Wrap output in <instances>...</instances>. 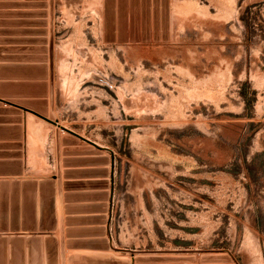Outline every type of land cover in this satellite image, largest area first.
<instances>
[{"label":"rangeland","instance_id":"1","mask_svg":"<svg viewBox=\"0 0 264 264\" xmlns=\"http://www.w3.org/2000/svg\"><path fill=\"white\" fill-rule=\"evenodd\" d=\"M0 264H264V0H0Z\"/></svg>","mask_w":264,"mask_h":264},{"label":"water","instance_id":"2","mask_svg":"<svg viewBox=\"0 0 264 264\" xmlns=\"http://www.w3.org/2000/svg\"><path fill=\"white\" fill-rule=\"evenodd\" d=\"M54 124H56V125H59V122L58 121H56V122H53Z\"/></svg>","mask_w":264,"mask_h":264},{"label":"crops","instance_id":"3","mask_svg":"<svg viewBox=\"0 0 264 264\" xmlns=\"http://www.w3.org/2000/svg\"><path fill=\"white\" fill-rule=\"evenodd\" d=\"M67 252H68V250L66 249V255H67Z\"/></svg>","mask_w":264,"mask_h":264}]
</instances>
